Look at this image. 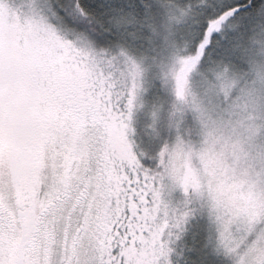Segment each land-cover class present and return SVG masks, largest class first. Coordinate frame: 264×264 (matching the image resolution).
I'll list each match as a JSON object with an SVG mask.
<instances>
[{"label": "snow or ice", "instance_id": "snow-or-ice-1", "mask_svg": "<svg viewBox=\"0 0 264 264\" xmlns=\"http://www.w3.org/2000/svg\"><path fill=\"white\" fill-rule=\"evenodd\" d=\"M178 2L197 14L192 55L246 66L264 0ZM159 18L150 0H0V264H222L206 218L166 192L156 154L133 140L137 96L116 69L152 48ZM25 163L31 179L16 182ZM58 219L70 243L37 260L34 238Z\"/></svg>", "mask_w": 264, "mask_h": 264}, {"label": "rangeland", "instance_id": "rangeland-1", "mask_svg": "<svg viewBox=\"0 0 264 264\" xmlns=\"http://www.w3.org/2000/svg\"><path fill=\"white\" fill-rule=\"evenodd\" d=\"M164 8L152 48L116 69L137 96L133 140L142 151L156 154L166 192L206 218L222 264H264V31L248 38L245 67L223 61L204 65L203 53L192 55L184 37L185 26L197 23V14L178 0ZM221 125L237 132L226 158L210 150ZM146 127L157 137L164 127L167 136L150 142L143 134ZM50 159L51 146L42 143L41 171ZM146 163L152 166L153 161ZM30 169L31 163H25L14 180H30ZM12 223L22 226L15 214ZM66 243L58 219L34 238L32 253L39 260Z\"/></svg>", "mask_w": 264, "mask_h": 264}, {"label": "clouds", "instance_id": "clouds-1", "mask_svg": "<svg viewBox=\"0 0 264 264\" xmlns=\"http://www.w3.org/2000/svg\"><path fill=\"white\" fill-rule=\"evenodd\" d=\"M236 135V130L230 129L227 125L219 126L211 137L210 150L226 158L233 147V139Z\"/></svg>", "mask_w": 264, "mask_h": 264}, {"label": "trees", "instance_id": "trees-1", "mask_svg": "<svg viewBox=\"0 0 264 264\" xmlns=\"http://www.w3.org/2000/svg\"><path fill=\"white\" fill-rule=\"evenodd\" d=\"M172 0H150L151 4H155L159 7L160 9V17L161 15H163L165 13V8L166 7V3L171 2ZM167 9V8H166ZM151 23V31H156V28L158 27V23H153L152 20H150Z\"/></svg>", "mask_w": 264, "mask_h": 264}, {"label": "flooded vegetation", "instance_id": "flooded-vegetation-1", "mask_svg": "<svg viewBox=\"0 0 264 264\" xmlns=\"http://www.w3.org/2000/svg\"><path fill=\"white\" fill-rule=\"evenodd\" d=\"M14 220V219H13Z\"/></svg>", "mask_w": 264, "mask_h": 264}]
</instances>
